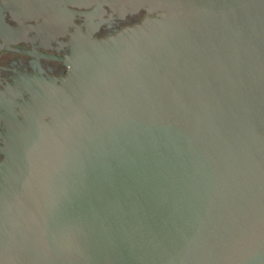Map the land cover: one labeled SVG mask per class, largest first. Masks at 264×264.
I'll use <instances>...</instances> for the list:
<instances>
[{
	"label": "water",
	"instance_id": "95a60500",
	"mask_svg": "<svg viewBox=\"0 0 264 264\" xmlns=\"http://www.w3.org/2000/svg\"><path fill=\"white\" fill-rule=\"evenodd\" d=\"M104 7L146 17L97 39ZM3 12L85 27L64 77L0 90V264H264V0Z\"/></svg>",
	"mask_w": 264,
	"mask_h": 264
},
{
	"label": "flooded vegetation",
	"instance_id": "af4514ba",
	"mask_svg": "<svg viewBox=\"0 0 264 264\" xmlns=\"http://www.w3.org/2000/svg\"><path fill=\"white\" fill-rule=\"evenodd\" d=\"M70 9L76 12L90 11L74 7ZM145 17L146 12L143 10L121 17L104 7L102 13L92 18L94 24L100 22L94 37L97 39L108 37L126 27L139 24ZM17 18L3 12L4 25L1 27H10L14 30L0 34V90L28 79L58 80L64 77L69 69L64 61L70 53L67 44L69 34L73 33L74 27H85V17L82 14H73L72 25L66 27L63 36L56 37L42 28L46 26L40 24L41 20L25 21L19 16ZM24 98L27 96L24 95ZM1 124L0 135L3 132Z\"/></svg>",
	"mask_w": 264,
	"mask_h": 264
}]
</instances>
